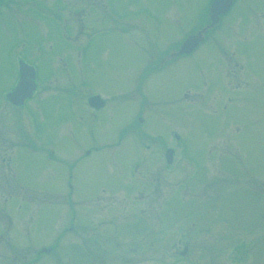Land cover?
Returning <instances> with one entry per match:
<instances>
[{
  "label": "rangeland",
  "instance_id": "1",
  "mask_svg": "<svg viewBox=\"0 0 264 264\" xmlns=\"http://www.w3.org/2000/svg\"><path fill=\"white\" fill-rule=\"evenodd\" d=\"M203 1L143 0L141 2L154 10L158 25L137 20L125 24L121 22L131 31L129 34L134 43L126 42L125 45L124 40H119V50H116L107 35H99L89 45L86 55L80 58L61 35L60 22L37 19L35 14L21 13L11 5L9 13L0 17V208L4 210H0V230L3 233L0 237V264H90V260L78 258L74 246H63L60 221L62 199L51 193H64L67 190L65 176L68 171L57 160L66 165L75 162V156L82 155L80 143L89 140V136L98 140V133L101 132V137L109 139L127 124L132 125L131 130L136 131L134 134L139 130L146 131L153 136V142L174 146L173 161L177 163V169L172 171L171 165L162 158L159 161L157 175L164 181L163 191H169L175 179L189 181L193 180V175L208 182L210 185L205 187V191L212 207H215L211 210L217 211L219 217L221 214L227 226L238 233L250 231L253 237L258 234L257 263L264 264V227L263 222H258V217L264 214L263 34L256 40L254 54L249 53L248 67L244 64L247 83L242 93L230 90L226 96L216 98L214 91L220 90L221 84L212 90L204 89L202 76L207 84L210 75H219V68L217 61L210 59L211 56L213 58L212 52L198 50L189 58L180 59L158 73L149 74L145 86L152 96L148 98L149 111L143 114L142 124L135 126V114L133 110L128 113L129 108L124 111V116L120 114L122 117H118V113L108 115L114 101L126 104V95L139 99L134 88L142 68L146 63L150 65L162 49L173 44L168 51L174 50L177 40L181 38L182 42L189 36V21L202 10ZM73 2L77 3L67 0L68 4ZM257 4L264 12L263 6L259 2ZM167 14L170 17H166ZM90 20L84 18L88 26L106 27L107 22L101 23L99 18V21ZM74 21L69 22V25H75L71 33L73 45L86 33L74 40L79 27ZM115 23H112L113 29L118 30ZM38 46L43 48L41 54L34 50ZM23 47L30 48L32 53H26ZM19 58L35 65L39 88L35 97L21 109L4 97L16 78ZM189 64H195L204 71H190L187 67ZM232 72L229 71V74ZM130 75L135 76V84L132 90L126 91V80ZM80 76L83 83L76 89L77 98H84L96 91L108 100L107 107L97 113V120L83 113L82 122L78 123L75 115L81 112V104L77 103L78 112L66 105L63 87L65 84H77ZM193 78H199L202 87L197 91H201L202 96L189 97L192 93L189 81ZM208 86L211 88V84ZM188 91H191L190 94ZM221 92H224V87ZM155 101L156 104H151ZM102 114L104 120L97 123ZM88 127L90 130L86 129ZM24 133H30L33 140L28 139L29 135L25 139ZM173 135H177L178 140ZM74 143L78 146L75 149L79 150L73 156ZM133 152L126 151L125 159H129ZM164 152L165 157L170 158L169 151L166 152L163 147ZM176 154L181 158H177ZM50 155L56 157L50 159ZM68 156V159H63ZM76 163L71 185L82 194L92 191L99 181L122 174L115 166L120 162L111 155L93 153ZM120 169L127 173L125 166ZM191 186L198 192L201 184L196 182ZM246 187L255 192L254 200ZM16 202L21 205L19 209ZM257 206L261 207L259 212L253 210ZM259 243L262 246L259 247ZM222 247L218 245L215 252L219 253ZM164 248L163 261L168 264L171 250L168 246ZM33 257L37 259L34 263L31 262ZM145 264L154 262L148 257Z\"/></svg>",
  "mask_w": 264,
  "mask_h": 264
},
{
  "label": "flooded vegetation",
  "instance_id": "2",
  "mask_svg": "<svg viewBox=\"0 0 264 264\" xmlns=\"http://www.w3.org/2000/svg\"><path fill=\"white\" fill-rule=\"evenodd\" d=\"M75 1L77 3L68 4L67 0H0V17L9 13L11 5L12 7L16 6V10L21 13L35 14L37 19L60 22L61 35L65 42L74 48L78 58L86 55L89 45L99 35L104 37L107 35L116 50H119L117 49L119 40H124L125 45L126 42L134 43L129 34L131 31L126 29L121 22L125 24L131 20H137L149 21L157 25L159 23L154 10L141 2L143 0ZM212 1L204 0L202 10L192 16L189 21L187 35L197 34L201 31V40L191 52L178 54L176 57L165 60L162 54H166L168 49L174 45L162 49L156 59L151 60L150 65L146 63L138 75L134 90L139 94V99H131L126 95L124 101L126 104L114 101V106L109 107V116L118 113L117 116L122 117L126 108H129L128 113L133 110L135 114L133 122L135 126L142 124L143 114L145 111H149L147 108L148 98L152 96L148 94V89L145 86L149 74L158 73L180 59L189 58L198 50L212 52L213 58L211 56L210 59L217 61L219 68V75H210L207 84L204 75L202 76L204 89L212 90L221 84L224 87V92H221L222 87L220 90L215 89L216 98L226 96L230 90L243 92L247 83L244 64L248 67L249 53L254 54L256 40L259 39L260 34L264 35V12L257 4L259 2L264 8V0H230L228 5L225 0H219L216 5L211 7ZM24 4L29 5L24 7ZM166 17H170L169 14ZM84 18H91L90 21H99L97 20L99 18L101 23L107 22L106 27L88 26ZM73 20L80 27L73 36L74 40H78L79 35L86 32L83 39L75 42V45L72 44L71 38L75 25H69V22ZM113 22H116L115 29L118 30L113 29ZM180 40H177L175 49L180 45ZM206 44L207 46L204 47ZM42 49L39 46L34 48L39 53ZM23 50L28 54L32 53L30 48H23ZM198 55L204 54L198 53ZM187 67L190 71L198 73L204 71L201 67L197 68L195 64H189ZM229 71L233 72L229 74ZM199 81V78L189 81L190 87H188L192 91L191 94V91H188L189 97L202 96V92L197 91V88L201 90L202 87ZM126 82V91L132 90L135 76L130 75ZM82 83L83 80L80 76L77 84H65L63 87V91L66 92L63 95L66 98L67 106L74 112H78L77 103L81 104V112L75 115L78 123L82 122L81 114L83 113L89 118L97 120L99 117L97 113L106 108L108 102L96 91L89 93L84 98H77L76 89L81 87ZM209 84H211V88L208 86ZM212 84L214 85L212 86ZM92 95H98V105L96 103H92V106L89 105L88 98ZM227 99L229 100V98ZM151 104H156V101ZM127 118L122 122H125ZM102 120H104L103 114L97 123ZM131 128L132 125L127 124L123 129L120 128L116 133L114 132V135L109 139L101 137V132L98 133V140L88 135L89 140L80 143L82 155L75 156V162L66 165L57 160L68 171V175L65 176L67 190H64V193L62 191L51 193L59 195L62 199L60 204L63 207V214L60 221L63 226L61 232L63 246H74L77 249L78 258L90 260V264H145L148 257L154 264H164L165 246L171 250V261L168 264H258L259 249L256 237L258 234L253 237L254 235L250 231L246 234L238 233L231 229V226H227L221 214L219 217V213L213 211L215 207H212L210 197L205 191V187L210 184L205 180L197 179L195 175H193V180L189 181L175 179L170 190L164 192V181L160 179V175H157L159 174V161L162 158V161L171 165L172 171L176 170L177 163L173 161L174 146L153 142V136H149L146 131L140 132L139 130V133L134 134L136 131H132ZM86 129L90 130V127ZM30 135L28 133L23 137L33 140ZM172 137L178 140L177 135ZM128 141H131L132 144ZM73 147L74 156L79 149H75L78 147L75 146V143ZM163 147L166 152L169 150L167 153L171 155V159L165 157ZM130 150L134 151L133 154L129 159H125L126 151ZM93 153L111 155L114 159L117 157V161L120 163L115 166L122 174L107 177L104 181H99L92 191L82 194L80 190H74L71 185L72 171L78 160ZM51 157L55 158L56 156L50 155V159H52ZM68 158L69 156L63 159ZM177 158H181L179 154ZM121 166H125L127 173L120 169ZM149 173L150 175H148ZM186 178H192V176H186ZM196 182L201 184L198 192L191 186ZM253 186L255 185L253 184ZM249 188L246 187L247 193L250 192V198L252 197L254 200L255 192ZM28 198H32V196ZM35 198L40 197L35 196ZM258 206L253 210L259 212L261 207L258 208ZM20 207V203L16 202V208ZM0 210L4 211L3 208ZM259 221L263 222V228L264 214L258 217ZM15 231H17L16 227ZM2 235V230H0V237ZM244 235H252L253 238L250 239ZM262 236L264 237V234ZM220 244L221 247L223 244V247L220 248L219 253H216L215 248ZM260 246L262 245L259 243ZM39 249L41 252V247ZM144 256L147 258L144 259ZM36 260V257H33L31 262L34 263Z\"/></svg>",
  "mask_w": 264,
  "mask_h": 264
},
{
  "label": "water",
  "instance_id": "3",
  "mask_svg": "<svg viewBox=\"0 0 264 264\" xmlns=\"http://www.w3.org/2000/svg\"><path fill=\"white\" fill-rule=\"evenodd\" d=\"M218 1L219 0H213L211 7L216 5ZM225 1L226 5L230 3V0ZM200 33L201 31L197 34H191L187 36L186 39L179 46L178 51L171 52L168 57L171 58L177 53H189L191 49H193V47L196 45L197 41L201 39ZM19 72L20 77L18 84L11 92L6 93L5 95V97L14 104H18L22 102L25 97L30 96L31 90L34 88V84H32L31 82V77H33L31 68L25 65L24 63L19 62ZM91 101H94V99Z\"/></svg>",
  "mask_w": 264,
  "mask_h": 264
}]
</instances>
